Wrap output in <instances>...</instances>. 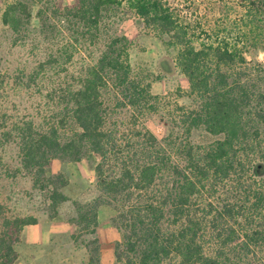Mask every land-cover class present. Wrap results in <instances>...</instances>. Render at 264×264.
<instances>
[{"label": "trees", "instance_id": "16d2710c", "mask_svg": "<svg viewBox=\"0 0 264 264\" xmlns=\"http://www.w3.org/2000/svg\"><path fill=\"white\" fill-rule=\"evenodd\" d=\"M35 6L39 22L65 23L75 44L95 42L116 9L129 13L136 24L167 37L174 55L170 67L161 62L159 69L178 70L196 104L179 119L183 141L156 138L139 118L157 112L158 102L133 75L126 37L106 36L76 85L58 87L54 124L42 129L24 121L6 129L0 121L50 218L68 200L61 192L68 181L45 169L54 160L90 158L96 194L72 201L73 241L94 235L97 209L106 205L119 235L116 264H264L254 261L264 253V63L247 59L264 53V0H74L62 7L0 0V24L22 37ZM52 62L50 56L39 63L38 72ZM117 107L132 114L113 116ZM198 129L217 139L194 144L188 136ZM34 224L31 216L3 222L0 264L13 263L20 229ZM85 248L86 264H99L96 238Z\"/></svg>", "mask_w": 264, "mask_h": 264}, {"label": "rangeland", "instance_id": "374dc122", "mask_svg": "<svg viewBox=\"0 0 264 264\" xmlns=\"http://www.w3.org/2000/svg\"><path fill=\"white\" fill-rule=\"evenodd\" d=\"M47 1L48 6L60 7L74 2ZM36 9V6L32 7V18L22 37H14L0 24V121L6 129L24 121H32L42 129L54 124L57 110L53 99L58 87L76 85L77 73L82 67L93 64L106 43V36L122 35L128 41L133 75L149 86V93L158 102L157 112L144 114L139 123L158 139L170 134L176 141L184 140L185 131L179 119L195 109L196 104L193 96L188 95L187 81L178 70L164 73L159 69L161 62L170 67L174 55V50L166 44V36L155 35L153 30L136 24L129 13L116 9L104 21L95 42L75 44L65 23H56L53 18L43 16L47 18L43 24L35 15ZM50 56L55 62L47 65L43 73L38 72L39 63ZM67 56L69 59L64 60ZM247 59L264 63V53L258 51ZM111 113L113 116H128L132 111L128 113L117 107ZM188 139L194 144L205 145L217 137L198 129L190 132ZM253 163H259V160ZM45 172L48 176L62 173L68 181L61 190L68 200L57 206L53 218H50V210L41 194L32 187L31 177L19 168L16 143L12 139L6 142L0 132V235L4 231L3 222L15 217L31 216L40 227L53 223L55 231L64 229L52 232L49 243L37 244L25 241L23 230L30 231L31 228L29 225L22 227L17 235L18 242L13 244L15 260L12 264H86L85 246L92 238L97 240L99 264H116L113 247L119 241V235L110 224L114 215L111 207H98L94 235H83L75 241L71 239L76 235L71 223L75 216L72 201L88 202L96 194L91 159L66 163L54 160ZM260 243L264 251V241ZM254 261L264 262V253L257 254Z\"/></svg>", "mask_w": 264, "mask_h": 264}, {"label": "crops", "instance_id": "0c3cea01", "mask_svg": "<svg viewBox=\"0 0 264 264\" xmlns=\"http://www.w3.org/2000/svg\"><path fill=\"white\" fill-rule=\"evenodd\" d=\"M53 223L49 224L46 227H40L37 224L36 225H29L28 227H30V231H24L23 230V235H24V239L26 242L28 243H42V244H46L49 243L51 240V233L52 232H61L62 229H57L55 231V229L52 226ZM60 230V231H59Z\"/></svg>", "mask_w": 264, "mask_h": 264}]
</instances>
